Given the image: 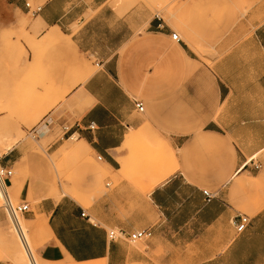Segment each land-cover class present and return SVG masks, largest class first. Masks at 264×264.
Wrapping results in <instances>:
<instances>
[{"label": "crops", "instance_id": "obj_1", "mask_svg": "<svg viewBox=\"0 0 264 264\" xmlns=\"http://www.w3.org/2000/svg\"><path fill=\"white\" fill-rule=\"evenodd\" d=\"M26 4L39 12L29 13ZM235 4L241 11L221 20L211 15V36L222 37L214 51L224 55L206 57L209 68L183 41L171 39L173 30L162 17L139 6L0 0V36L19 28L44 47L53 43L56 82L75 85L57 111L56 125L83 140L102 171L90 166L86 190L100 180L106 190L86 208L69 196L39 201L27 217L39 235L41 261L264 264V200L251 201L250 178L244 177L259 171L240 169L264 152V0ZM55 30L61 37L49 40ZM135 101L143 102V113ZM145 138L173 151L163 172L129 155L128 146ZM16 162L11 157L2 164L11 169ZM29 200L37 201L32 192ZM244 216L248 224L237 232ZM144 230L152 238L129 249L128 236ZM111 231L123 236L111 241Z\"/></svg>", "mask_w": 264, "mask_h": 264}, {"label": "rangeland", "instance_id": "obj_2", "mask_svg": "<svg viewBox=\"0 0 264 264\" xmlns=\"http://www.w3.org/2000/svg\"><path fill=\"white\" fill-rule=\"evenodd\" d=\"M115 1L118 6L124 8L139 6L152 15L162 17L183 43L209 68H212L213 64L206 60V57L219 59L224 55L214 51L215 46L220 45L222 37L211 36L212 13L219 14L221 20L229 11H241V7L235 4L239 0ZM230 2L234 3L231 10ZM20 41L24 42L30 54ZM52 45L53 43L44 47L43 41H38L35 34L30 36L28 32L19 28L8 35L2 33L0 36V156L6 158L4 161L11 157L17 161L10 165L13 171L12 186L7 185L5 192L12 204L29 205L30 212L19 219L33 258L36 260L34 264L36 262L47 264L38 258L36 247L39 235L33 231V222L27 217L36 211L35 207L39 201L43 198H52L56 202L62 196H69L86 208L101 192H106L103 180L91 188L89 186L88 190L85 188V175L90 173V166L94 165L98 173L102 172L89 151L84 156L66 153L68 147L77 143L78 136L68 140L69 136L56 125V115L61 106L66 104V96L75 85L63 86L56 82L59 72L52 68L54 58L50 50ZM45 59L48 60L47 66L44 63ZM78 66L77 62L75 69L77 81ZM91 70L96 71L97 68L93 67ZM48 121H51L48 134L45 136L32 134L33 129ZM147 135L153 137L151 134ZM10 144L12 148L7 151L6 147H10ZM128 152L131 157L146 160L150 166L155 164L157 172L166 170L174 159L173 151L163 141L154 138L134 142L128 146ZM256 159L262 163V168L259 172H252L257 177L255 180H249L246 187L251 190V201L254 204L264 200V152L259 153ZM253 175L246 173L244 177L247 181L248 177ZM1 192L4 195V192ZM31 192L37 200L36 203L29 200ZM3 195H0V261L9 264H31L33 262L27 257L5 210ZM21 195L27 196L26 201H21ZM128 245L129 249H139L143 247V242H128Z\"/></svg>", "mask_w": 264, "mask_h": 264}, {"label": "built area", "instance_id": "obj_3", "mask_svg": "<svg viewBox=\"0 0 264 264\" xmlns=\"http://www.w3.org/2000/svg\"><path fill=\"white\" fill-rule=\"evenodd\" d=\"M26 7L29 9L30 5L26 4ZM39 10H40V8H31V9H29V13L36 14L39 12ZM171 39L177 43L182 41L181 38L179 37V35L174 33V32L171 34ZM135 108L140 113H143L144 109H145L144 104L141 101H135ZM50 122L51 121L45 122L44 125L40 126L39 128L33 129L32 134H34V136H41L44 131H48V128L50 126ZM64 129L67 130V127ZM89 130H94V124H90ZM71 136H73V135H70L69 137H71ZM3 160H4V157L0 156V187L2 189L7 187L10 179L13 176V171L10 168H8L2 164ZM98 160H101V157H98ZM261 168H262V165L257 161L256 158H254L250 161L246 160L240 169L260 171ZM206 196L209 197V194L206 193ZM4 199H5V204H4L5 210L11 219L13 229H14L17 237H18V240H19L20 244L22 245L24 251L26 252L27 256H29L30 260L33 261L34 258H33L32 252L29 248L25 232H24V230L20 224V219H19L20 216H24V214H27L28 212H30L29 205L23 204V203H20L17 205L12 204V202L9 199L8 194L5 191H4ZM247 224H248V217H246V216L241 217L239 219L238 224L236 225L237 232H242L245 229V227L247 226ZM119 236H123V235L121 233H118L115 231H111L108 233V238L111 241L116 240ZM152 236H153V234L150 230H144V231H137V232L130 234L128 236V239L130 242L136 243V242L147 241V240L151 239Z\"/></svg>", "mask_w": 264, "mask_h": 264}, {"label": "bare ground", "instance_id": "obj_4", "mask_svg": "<svg viewBox=\"0 0 264 264\" xmlns=\"http://www.w3.org/2000/svg\"><path fill=\"white\" fill-rule=\"evenodd\" d=\"M23 24V23H22ZM26 25V23L24 24V26ZM56 37H61V34L59 33V31L58 30H55V31H52V33L49 35V36H47V38L49 39V40H53V39H55ZM76 135H73V136H71V137H69L68 138V140H72L74 137H75ZM13 140H15V139H13ZM77 140V143L76 144H73V145H71L70 147H68V151H66V153L68 152V153H74V154H76V155H79V156H84L86 153H87V151H88V145L83 141V140H78V139H76ZM17 142V141H16ZM0 143H1V140H0ZM12 144V143H11ZM11 144H10V147H6V150L8 151V150H10L11 148H12V146H11ZM14 144V143H13ZM65 145H66V143H65ZM14 146V145H13ZM1 147V146H0ZM60 152V151H59ZM94 154V153H93ZM252 159H254V158H251L250 160H252ZM249 160V161H250ZM58 167V166H57ZM60 168V167H59ZM60 171H61V169H59ZM59 173V172H58ZM59 176H61V174L59 175ZM250 178V179H249ZM248 179L249 180H253V178H251V177H248ZM255 180V179H254ZM0 189H1V191H5V189L6 188H4V189H2L1 187H0ZM0 191V195H3V194H1L2 192ZM59 192V191H58ZM7 193V192H6ZM4 196V195H3ZM3 196H2V198H3ZM1 197V196H0ZM4 199V198H3ZM2 199V200H3ZM28 258H29V256H27ZM23 258V257H22ZM30 259V258H29ZM35 259H33V261H31L30 260V262H33V263H31V264H34V262L36 261H34ZM69 260V262H71V264L73 263V264H75V262H73L72 260H70V259H68ZM30 264V263H29ZM36 264H37V262H36ZM93 264H103V262H95V263H93Z\"/></svg>", "mask_w": 264, "mask_h": 264}]
</instances>
